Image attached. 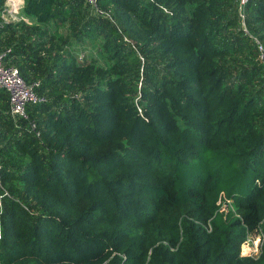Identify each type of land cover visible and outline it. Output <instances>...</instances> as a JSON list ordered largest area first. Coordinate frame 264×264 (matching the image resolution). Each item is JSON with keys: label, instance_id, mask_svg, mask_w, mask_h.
Masks as SVG:
<instances>
[{"label": "trees", "instance_id": "16d2710c", "mask_svg": "<svg viewBox=\"0 0 264 264\" xmlns=\"http://www.w3.org/2000/svg\"><path fill=\"white\" fill-rule=\"evenodd\" d=\"M99 7L0 25L48 98L15 120L0 90V264H264V0Z\"/></svg>", "mask_w": 264, "mask_h": 264}, {"label": "built area", "instance_id": "2783aa9c", "mask_svg": "<svg viewBox=\"0 0 264 264\" xmlns=\"http://www.w3.org/2000/svg\"><path fill=\"white\" fill-rule=\"evenodd\" d=\"M91 9L100 15H105L111 17L109 12L102 10L99 7V0H84ZM249 0H240V10L248 3ZM25 0H5V7L0 13L1 23L0 25L19 22L21 20H26V15L24 13ZM10 49L5 51H0V90H6L9 94L10 102V114L15 118V120L24 118L28 119L29 115L27 113V108L31 104H42L45 103L48 98L44 94H39L37 88L40 86L39 81H33L31 83L27 82L21 75L19 69L13 65L5 64V57ZM31 129H33L37 136L40 135V131L36 130V124H31ZM0 189H3V163L0 154ZM1 204V200H0ZM250 238L246 241H248ZM245 242V243H246ZM244 243V244H245ZM243 244V255H258L260 252L259 245L257 246H244Z\"/></svg>", "mask_w": 264, "mask_h": 264}, {"label": "rangeland", "instance_id": "374dc122", "mask_svg": "<svg viewBox=\"0 0 264 264\" xmlns=\"http://www.w3.org/2000/svg\"><path fill=\"white\" fill-rule=\"evenodd\" d=\"M262 242V235L260 233L254 234L253 236H251L250 240L248 241V243L246 242L244 244V246H257L261 245Z\"/></svg>", "mask_w": 264, "mask_h": 264}, {"label": "crops", "instance_id": "0c3cea01", "mask_svg": "<svg viewBox=\"0 0 264 264\" xmlns=\"http://www.w3.org/2000/svg\"><path fill=\"white\" fill-rule=\"evenodd\" d=\"M26 15V14H25ZM27 17H26V20H27V22L28 23H35V22H37V17H33V16H29V15H26ZM6 91V90H5ZM7 92V91H6ZM8 93V92H7ZM10 112V111H9Z\"/></svg>", "mask_w": 264, "mask_h": 264}]
</instances>
